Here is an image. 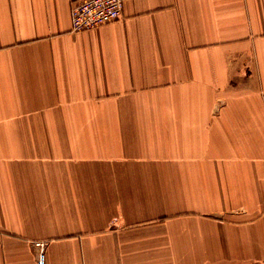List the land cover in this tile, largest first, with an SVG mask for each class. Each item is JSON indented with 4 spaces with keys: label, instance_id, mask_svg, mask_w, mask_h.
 <instances>
[{
    "label": "crops",
    "instance_id": "0c3cea01",
    "mask_svg": "<svg viewBox=\"0 0 264 264\" xmlns=\"http://www.w3.org/2000/svg\"><path fill=\"white\" fill-rule=\"evenodd\" d=\"M0 0V264H264V0Z\"/></svg>",
    "mask_w": 264,
    "mask_h": 264
},
{
    "label": "built area",
    "instance_id": "2783aa9c",
    "mask_svg": "<svg viewBox=\"0 0 264 264\" xmlns=\"http://www.w3.org/2000/svg\"><path fill=\"white\" fill-rule=\"evenodd\" d=\"M124 0H79L71 10L72 31H89L117 21L122 16ZM38 255L35 264H46V243L35 244Z\"/></svg>",
    "mask_w": 264,
    "mask_h": 264
}]
</instances>
